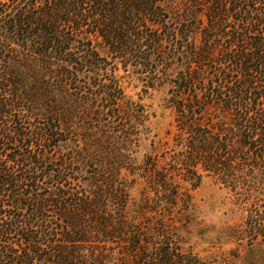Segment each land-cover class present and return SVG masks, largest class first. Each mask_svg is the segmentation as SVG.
<instances>
[{
    "label": "trees",
    "instance_id": "trees-1",
    "mask_svg": "<svg viewBox=\"0 0 264 264\" xmlns=\"http://www.w3.org/2000/svg\"><path fill=\"white\" fill-rule=\"evenodd\" d=\"M132 84L173 112L140 163ZM204 176L264 247V0H0V264H224L183 245Z\"/></svg>",
    "mask_w": 264,
    "mask_h": 264
},
{
    "label": "rangeland",
    "instance_id": "rangeland-1",
    "mask_svg": "<svg viewBox=\"0 0 264 264\" xmlns=\"http://www.w3.org/2000/svg\"><path fill=\"white\" fill-rule=\"evenodd\" d=\"M126 94L144 104L150 114L147 122L150 132L141 137L134 154L136 162L140 163L146 154L152 152V141L157 144L165 137L173 120V112L167 103L165 87L144 93L140 86L132 84L126 88ZM131 178L128 173V180ZM134 178L135 182L129 188L130 210L135 208L145 186L140 177L135 175ZM192 195V225L190 233L183 239L185 248L204 258L220 256L224 258V264H264V254L256 250H264V247L253 248L245 244L238 247L237 240L231 237L244 223L246 211L234 203L228 189L211 177L204 176L192 190Z\"/></svg>",
    "mask_w": 264,
    "mask_h": 264
}]
</instances>
